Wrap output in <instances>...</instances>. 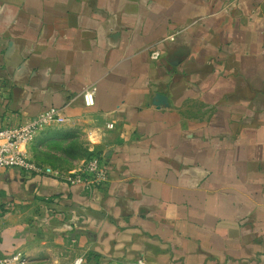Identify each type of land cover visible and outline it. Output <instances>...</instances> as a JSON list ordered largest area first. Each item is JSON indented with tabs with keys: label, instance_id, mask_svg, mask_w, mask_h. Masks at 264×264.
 <instances>
[{
	"label": "crops",
	"instance_id": "0c3cea01",
	"mask_svg": "<svg viewBox=\"0 0 264 264\" xmlns=\"http://www.w3.org/2000/svg\"><path fill=\"white\" fill-rule=\"evenodd\" d=\"M50 109L108 180L1 169V257L264 264V0H0V128Z\"/></svg>",
	"mask_w": 264,
	"mask_h": 264
},
{
	"label": "built area",
	"instance_id": "2783aa9c",
	"mask_svg": "<svg viewBox=\"0 0 264 264\" xmlns=\"http://www.w3.org/2000/svg\"><path fill=\"white\" fill-rule=\"evenodd\" d=\"M152 59L158 60L159 53H153ZM83 100L87 108L94 107L95 90L88 88L83 94ZM61 119L60 110L50 109L37 118L0 128V170L17 168L62 180L70 186H82L88 191L102 189L108 180L110 169L107 156L92 154L78 170L74 171H62L49 166L36 165L26 156L25 147L36 130ZM108 128L111 129L112 125ZM27 262V258L21 253L0 256V264H27ZM72 264H87V262L84 258H78Z\"/></svg>",
	"mask_w": 264,
	"mask_h": 264
},
{
	"label": "rangeland",
	"instance_id": "374dc122",
	"mask_svg": "<svg viewBox=\"0 0 264 264\" xmlns=\"http://www.w3.org/2000/svg\"><path fill=\"white\" fill-rule=\"evenodd\" d=\"M63 124L61 119L36 130L25 147L26 156L31 162L54 169L68 170L79 161L89 158L91 152L81 129L78 127L63 128ZM76 259L56 264H72ZM38 264L49 263L40 262Z\"/></svg>",
	"mask_w": 264,
	"mask_h": 264
},
{
	"label": "trees",
	"instance_id": "16d2710c",
	"mask_svg": "<svg viewBox=\"0 0 264 264\" xmlns=\"http://www.w3.org/2000/svg\"><path fill=\"white\" fill-rule=\"evenodd\" d=\"M97 257H95V256H88L87 257V263L88 264H97V259H96ZM93 262V263H92Z\"/></svg>",
	"mask_w": 264,
	"mask_h": 264
}]
</instances>
